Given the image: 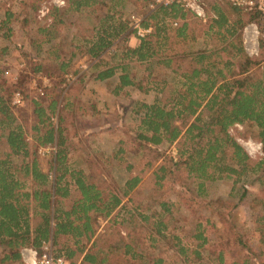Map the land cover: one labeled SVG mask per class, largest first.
<instances>
[{
    "label": "trees",
    "instance_id": "1",
    "mask_svg": "<svg viewBox=\"0 0 264 264\" xmlns=\"http://www.w3.org/2000/svg\"><path fill=\"white\" fill-rule=\"evenodd\" d=\"M46 1L29 0L27 5L22 3V9L30 15ZM125 1L63 0L62 7L50 5L46 14L50 21L37 29L40 37L36 48L49 45L47 55L52 61L58 60L61 73L66 72L80 46L73 47L76 53L68 58L59 59V53L53 52L59 46L52 42L59 26L69 20L75 29L73 38L83 41L81 54L87 57V70L94 80L103 81L117 72L112 91L115 95L127 87L141 94L153 93L150 104H137L136 124L130 137L117 142L112 156L119 162L135 150L139 163L127 164L125 181L119 184L108 173V162L102 163L88 150L83 163L86 169L68 172L64 164L66 151L62 148L55 151L53 177L49 179L39 167L35 151L52 144L62 147L65 141L63 129L51 123L57 97L48 99L45 106L37 99L31 101L34 122L26 133L25 120L10 111V88L0 83V264H22V249H38L41 242L56 245L59 236L71 240L72 247L61 249L68 264H165L167 251L175 258L171 264L175 260L178 264L250 263V251L236 225L230 223L229 210L228 215L221 216L226 229L220 225L216 231L219 247L210 248L208 224L199 221L193 223L185 238L188 242L183 243L166 233L173 205L167 198L175 196L193 215L196 205H201L197 203L201 197L205 206L216 203L220 206L217 211L224 209L221 200L206 198V182L231 179V197L239 177L246 173L258 174L257 179L264 184V44L258 41L260 54L253 59L243 51L239 39L241 27L258 22V16L232 8L218 9L212 4L214 18L201 23L171 4L150 12L141 25L151 31L135 47H129L125 44L130 34L128 26L115 10L117 4ZM10 17L5 14L3 26ZM171 22L175 23L174 28H170ZM197 37H202L203 42L194 48ZM112 45H117V50L110 63L104 62L100 56ZM136 69L140 72L135 76ZM84 75L81 73V77ZM72 105L66 102L63 107ZM234 124L255 128L254 136L261 144V156L256 161H250L228 134ZM27 134L31 143L27 142ZM73 136L80 138L77 133ZM171 147L173 156L168 154ZM14 158L19 163H13ZM177 173L192 181L190 195L175 180ZM65 177L68 180L63 182ZM142 184L150 187V196L143 201L134 191ZM239 191L241 199L245 191ZM119 211L124 217L117 223ZM211 215L216 217V211ZM101 218L107 220L100 233ZM263 221V217L254 215L257 241L262 245ZM124 224L127 237L121 238L119 231L114 230ZM108 229L115 235L111 240L106 238ZM219 232L225 236L220 237ZM105 241L120 250L119 255H112L109 247L102 245ZM144 243L148 249L158 248L154 243H163L164 247L148 253L143 252ZM205 249L211 253L202 256ZM59 251L55 254L59 255ZM226 254L231 255L229 261Z\"/></svg>",
    "mask_w": 264,
    "mask_h": 264
},
{
    "label": "rangeland",
    "instance_id": "2",
    "mask_svg": "<svg viewBox=\"0 0 264 264\" xmlns=\"http://www.w3.org/2000/svg\"><path fill=\"white\" fill-rule=\"evenodd\" d=\"M56 1L59 0H48L42 3L36 12L29 15L28 11L22 9V3L27 5L29 0H0V83L5 88H10V111L20 120H25L26 127H24V130L27 133L29 126L34 122L30 114L32 110L31 101L37 99L42 106H45L48 99L56 96L58 104L56 105L55 114L51 118V123L53 125H59L63 129L62 134L65 141L62 147H56L53 144L37 147L35 152L39 167L47 172L49 179L52 178L55 151L65 148L66 154L64 158L66 161H64V164L67 167V171L71 172L74 169L84 170L86 168L83 163L86 159L85 153L88 150L94 154V157L102 161V163L108 162L107 171L113 181L119 184L123 183L125 181V167L127 164L133 165L139 163V156H136L137 153H135V150L123 156L119 162L113 159L112 156L117 151V142L127 140L128 136L130 137L131 130L136 124L134 111L137 104L145 102L150 104L153 99V93L141 94L127 87L114 95L112 91L116 85V79L112 76L103 80L104 82L99 83V87H95V82L100 81L94 80L93 74H90L87 70V57L81 54L84 51L83 41L81 42L73 38L75 29L70 26L69 20L58 28L57 37L52 43L57 44L59 49L53 52L54 54L59 53L61 56L59 59H66L72 52L76 53L73 47L80 46V51L72 58L71 64L66 69V72L61 73L58 68V60L52 61L50 59L51 56L47 55L49 45L45 44L39 50L36 48V43H38L37 39L40 37L37 34V29L49 23L50 20L47 19L46 15L47 8L50 5L57 6ZM147 2L148 0H127L123 4H117L115 7V10L118 12L117 16L120 15L121 20L125 21L127 26L128 22L126 19L130 14L139 16L144 22L151 12L144 9V5ZM212 4L218 7V9H231L225 0H206L205 12L207 16L213 14L210 6ZM62 6L60 5L58 7ZM6 13L11 14V17L7 25L3 26L2 22L5 19ZM172 24L173 22L170 23V28H174ZM128 31L130 34L127 36H134L129 27ZM196 39V43L193 44L194 48L200 47L203 42L202 37H197ZM239 39L243 49L244 45L242 44L241 31ZM259 40V37H257V55L251 57L246 54L248 57L255 59L259 56ZM127 42L126 40L125 44L129 46ZM116 46L112 45V47L101 54L100 58L104 62L110 63L112 55L117 50ZM261 53L264 55L262 49ZM139 70H134L135 76L140 72ZM81 73H85V75L81 77ZM66 77H68V81ZM124 92H128V96H125ZM16 94V100L14 101ZM95 101L97 104L94 103ZM66 102L72 103L73 105L64 108L63 105ZM74 133H77L80 138H73ZM228 134L244 152L247 149L246 143L252 145L259 142L254 136L256 134L255 128L248 126V124H234L228 129ZM26 139L27 142L31 143L28 134ZM80 139L81 142L78 141ZM172 148L168 152L171 156H173ZM258 158V156H249L250 161H256ZM13 163H19V160L14 158ZM132 173L134 175L135 172L132 171ZM257 177L258 174L246 173L241 175L239 177L241 180L235 184L232 197L230 196L231 179L219 178L209 183L206 182V198L208 200H221L224 209L220 211L216 210L220 207L216 203L214 206H205L206 201L201 197L197 201L201 205H196L195 214L190 215L183 202L181 204L176 201L175 196H168L167 199H170L173 205L170 208L171 216L167 220L166 233L177 236L185 243L188 242L185 238L194 222L207 223L206 236L211 245L210 248L219 247L218 233L216 231L220 230V225L221 227L224 226L221 216L224 217L227 214V210H229V214H231V222H229H233L236 225L242 236V240L246 243L250 251L251 259L249 260V264H264V245L259 244L257 241L256 224L253 222L255 214L264 218V184H261ZM67 180L68 177H65L63 182ZM175 180H179L180 185L184 186V189H187L186 191L190 195V192L193 191L192 181L185 178L181 173L176 174ZM240 188L245 191L241 199H239ZM134 191L137 192L138 199L142 201L145 197L150 196V187L146 186V184H142V187L140 186ZM212 211H216V217L211 215ZM116 215V222L120 223L124 217V213L121 211ZM102 221H104L103 218L99 219V225ZM262 225L264 227V221ZM224 229H226V226H224ZM98 230L100 231V229ZM116 230L119 231L121 238L127 237L125 235V224L116 226L114 231ZM106 232V234H109L106 237L109 240L115 237V235L112 236V229H108ZM219 234L220 237L225 236L220 232ZM128 237L133 238V235L128 233ZM138 237L139 235H136V238ZM229 239L227 241H230ZM68 240L69 244L65 242L63 247H72L71 240ZM143 240V238L140 239V241ZM109 243L105 241L102 245L109 247L112 255H119L120 250L110 247L111 245ZM147 245V243H144L143 252L150 253L151 251V253H154L164 247L163 243H154L153 245L158 248L153 250L148 249ZM52 248L54 253L58 251V248H54V246ZM61 251H59V255L62 256ZM210 251L205 249V251H202V256L210 254ZM230 256L226 254L225 259L228 258L227 261H229ZM174 259L173 255L167 251L164 256L165 264H171ZM175 261L174 264H178ZM203 264H207L206 261Z\"/></svg>",
    "mask_w": 264,
    "mask_h": 264
},
{
    "label": "built area",
    "instance_id": "3",
    "mask_svg": "<svg viewBox=\"0 0 264 264\" xmlns=\"http://www.w3.org/2000/svg\"><path fill=\"white\" fill-rule=\"evenodd\" d=\"M206 0H148L144 5V9L148 12L153 11L159 7H166L175 4L181 10L192 14L201 23H205L207 19L214 18L213 14L207 16L205 12ZM227 5L239 11L242 14H255L258 16L257 21H251L245 24L241 29L242 44L244 52L248 56L257 55L256 38L264 44V0H225ZM57 6L63 5V0L56 1ZM128 27L131 33L139 41L144 38L149 32L150 27H143L141 25L142 19L135 15L130 14L127 16ZM172 26H175L173 23ZM68 81V77H66ZM17 94L14 96L16 100ZM247 144L246 155L261 156V144L259 142L250 145ZM22 264H67L61 255H56L53 251L50 242H41L38 249L25 248L20 252Z\"/></svg>",
    "mask_w": 264,
    "mask_h": 264
},
{
    "label": "crops",
    "instance_id": "4",
    "mask_svg": "<svg viewBox=\"0 0 264 264\" xmlns=\"http://www.w3.org/2000/svg\"><path fill=\"white\" fill-rule=\"evenodd\" d=\"M126 40L128 41L127 42V44L129 45V47H135L136 45H137V43H138V40L134 37V36H132V35H129V36H127V38H126ZM112 77H114L115 79H116V83H117V72L112 76ZM101 82H104V81H100V82H95V87H99V83H101ZM89 87H92V86H89ZM86 88H88L87 86H86ZM128 89H130V88H128ZM132 91H136V90H132ZM128 92H129V90H128ZM137 92V91H136ZM113 93V92H112ZM139 93V92H138ZM114 95H115V93H113ZM119 95V94H118ZM141 95V94H140ZM112 96V95H111ZM114 98H116V97H114ZM132 98V97H131ZM95 104H97V102L95 101L94 102ZM145 104H149V103H147V102H145ZM97 107V106H96ZM113 212L114 211H112L111 212V215L113 214ZM121 211H119L118 212V214L120 213ZM110 215V216H111ZM106 220H107V218H105L104 219V221H102L101 223H100V225H99V229H100V232H101V227L105 224V222H106ZM99 231V230H98ZM65 242H67V244H69L68 242H69V240H68V238L67 237H65V236H59L58 237V239H57V241H56V243H57V245H53L54 246V248L56 247V248H58V250H61L62 248H63V244L65 243ZM66 261V260H65ZM67 264H68V262H67ZM76 264H78V262L76 263Z\"/></svg>",
    "mask_w": 264,
    "mask_h": 264
}]
</instances>
